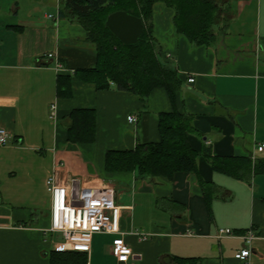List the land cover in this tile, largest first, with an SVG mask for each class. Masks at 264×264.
Returning a JSON list of instances; mask_svg holds the SVG:
<instances>
[{
  "label": "crops",
  "instance_id": "obj_1",
  "mask_svg": "<svg viewBox=\"0 0 264 264\" xmlns=\"http://www.w3.org/2000/svg\"><path fill=\"white\" fill-rule=\"evenodd\" d=\"M61 8L60 0H0V124L10 134L9 146L0 149V264H50L49 237L58 236L48 232L51 178L74 194L90 185L113 188L123 208L121 231L133 257L119 263L112 254L116 236L96 234L87 264H173L174 257L264 264V175L238 181L215 172L205 157L264 159L258 150L264 145V0L232 1L209 47L177 35L174 11L156 3L155 42L182 88L175 100L156 89L146 104L133 93L99 91L77 79L76 71L94 67L97 56L83 27L61 17ZM62 75L71 77L64 97L57 88ZM77 109L96 112L92 144L68 141L65 118ZM174 110L193 116L189 142L199 153L197 173L139 180L134 172L107 171L109 152L160 142L159 115ZM221 229L233 235L218 238ZM251 230V256L238 260Z\"/></svg>",
  "mask_w": 264,
  "mask_h": 264
},
{
  "label": "trees",
  "instance_id": "obj_2",
  "mask_svg": "<svg viewBox=\"0 0 264 264\" xmlns=\"http://www.w3.org/2000/svg\"><path fill=\"white\" fill-rule=\"evenodd\" d=\"M234 0H60L61 17L80 24L86 40L97 56L90 69L77 70L78 80L91 83L99 91L116 88L133 93L145 104L156 89H165L175 100L182 82L176 68L162 60L153 35V7L163 3L174 11L173 26L177 35L185 36L195 46H211L217 39L216 27L225 23V13ZM126 12L141 18L144 34L138 44L123 45L106 27L107 18L115 12ZM113 84V85H112ZM71 77L58 78V94L70 95ZM68 141L92 144L96 139V112L77 109L66 117ZM160 142L138 144L134 150L107 154L108 172H134L139 180L159 177L172 179L176 173H197L199 153L189 142L195 134L193 116L176 110L159 115ZM215 172L242 182L264 175V159L215 157L205 153ZM207 195L213 186L200 182ZM50 264H87L85 253L52 251ZM173 264H200L198 260L174 257Z\"/></svg>",
  "mask_w": 264,
  "mask_h": 264
},
{
  "label": "built area",
  "instance_id": "obj_3",
  "mask_svg": "<svg viewBox=\"0 0 264 264\" xmlns=\"http://www.w3.org/2000/svg\"><path fill=\"white\" fill-rule=\"evenodd\" d=\"M48 59L54 58L52 54ZM57 71H63L64 66L56 63ZM189 83H194L195 78H189ZM113 85V84H112ZM53 110L56 109L54 105ZM129 122H136L134 117L128 118ZM10 144L8 130L0 124V149ZM264 150V145L258 148ZM77 180L72 181L76 183ZM52 197L51 226L48 232L60 234L61 240L52 241V251L80 252L90 254L93 237L96 234L116 236L113 241L112 254L119 263H128L133 257V251L126 243L121 231L123 208L117 203L116 192L110 187L95 186L79 187L74 194L71 185H60L54 178L47 182ZM233 231L221 229L217 237L232 236ZM146 239L147 235H141ZM245 248L237 253L236 259L246 261L251 256V243L255 239L254 232L248 231L243 237Z\"/></svg>",
  "mask_w": 264,
  "mask_h": 264
},
{
  "label": "water",
  "instance_id": "obj_4",
  "mask_svg": "<svg viewBox=\"0 0 264 264\" xmlns=\"http://www.w3.org/2000/svg\"><path fill=\"white\" fill-rule=\"evenodd\" d=\"M106 27L125 46L138 44L144 34L143 20L122 11L111 14Z\"/></svg>",
  "mask_w": 264,
  "mask_h": 264
},
{
  "label": "rangeland",
  "instance_id": "obj_5",
  "mask_svg": "<svg viewBox=\"0 0 264 264\" xmlns=\"http://www.w3.org/2000/svg\"><path fill=\"white\" fill-rule=\"evenodd\" d=\"M50 204H51V201H50ZM50 239H52L53 240V238L52 237H49V240ZM52 240H50L51 242H52ZM57 240H61V236H60V234H58V236H57Z\"/></svg>",
  "mask_w": 264,
  "mask_h": 264
}]
</instances>
